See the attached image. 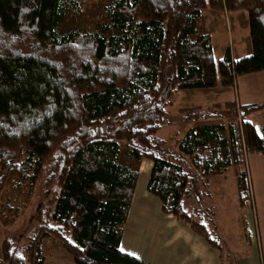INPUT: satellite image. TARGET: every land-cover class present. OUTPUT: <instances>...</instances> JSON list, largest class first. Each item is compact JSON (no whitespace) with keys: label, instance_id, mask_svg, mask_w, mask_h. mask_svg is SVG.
Segmentation results:
<instances>
[{"label":"trees","instance_id":"16d2710c","mask_svg":"<svg viewBox=\"0 0 264 264\" xmlns=\"http://www.w3.org/2000/svg\"><path fill=\"white\" fill-rule=\"evenodd\" d=\"M66 1L0 0V191L28 182L40 196L29 229L1 240L0 264H43L45 237L75 264H142L119 247L138 176L119 161L121 144L151 162L146 187L161 208L213 245L187 209L195 181L232 166L249 192L264 100L166 108L179 90L264 70V0H110L98 29L60 32ZM202 8L244 10L251 53L234 59L227 46L215 59L197 31ZM170 124L183 128L158 137Z\"/></svg>","mask_w":264,"mask_h":264},{"label":"crops","instance_id":"0c3cea01","mask_svg":"<svg viewBox=\"0 0 264 264\" xmlns=\"http://www.w3.org/2000/svg\"><path fill=\"white\" fill-rule=\"evenodd\" d=\"M223 20L228 41L215 39L214 43V34L224 32ZM197 31L209 34L215 59L223 54L227 46L230 47L234 59L251 53L247 13L244 10L224 12L202 8ZM238 32L242 34L233 35ZM238 36V43H242L243 48L236 51L233 50V38ZM216 82L213 87H206L210 93L216 87H226L219 85V75L216 76ZM226 88H230L225 94L227 100L234 99L240 105L263 101L264 70L240 75L234 86ZM197 89L203 88L179 90V97L184 91ZM194 100L198 102L192 104L201 106L205 97L195 94L192 102ZM143 160L147 161L149 166L140 167L137 171L139 176L147 177L151 162ZM246 164L249 192L243 194V197L240 196L236 174L234 188L227 192L224 191L223 184L227 178L221 183L223 187L219 186L217 177L224 176L222 173L209 174L203 182L205 185L200 180L196 183L197 187L201 185L198 189L199 199H194L200 212L195 215L204 224L206 236L215 241L213 245L204 234L196 233L171 212L164 211L160 200L150 193L145 186L147 184H144L141 190L135 188L132 192L129 210L122 226L119 244L121 251L137 257L142 264H264V157L248 154ZM228 192H232L229 200L226 198ZM210 196L214 198L213 202L209 199ZM245 198L248 203L252 202V209L251 206L247 207ZM239 205L246 206L244 221L247 232L244 231L245 227L239 229L238 222H235L238 215L234 213L233 208L230 214H227L228 208L237 209ZM229 217L234 223L232 220L228 221ZM40 249L44 257L43 264H75L72 255L57 238H43Z\"/></svg>","mask_w":264,"mask_h":264},{"label":"rangeland","instance_id":"374dc122","mask_svg":"<svg viewBox=\"0 0 264 264\" xmlns=\"http://www.w3.org/2000/svg\"><path fill=\"white\" fill-rule=\"evenodd\" d=\"M110 2V0H67L65 3V13L63 20L58 25V29L60 32H65L68 30H79V31H91L96 30L99 28L101 24H103L106 21V16L104 13V8L107 6V4ZM245 12V11H244ZM223 27L224 32L219 34H214L213 40L215 43V39L222 40L227 39V29L225 27V22L223 20ZM241 35L242 32L233 33ZM238 37H234L233 41V50H240L243 48L242 43H238ZM232 48V46H231ZM215 49H217V46H215ZM239 55V53H237ZM218 77V76H217ZM220 80V77H219ZM217 83V82H216ZM219 83V82H218ZM220 85V84H219ZM221 86V85H220ZM230 89V88H229ZM229 89L226 87H216L212 89L211 93L208 88L203 89H197V90H187L183 92V95L179 97V91L175 95L174 103L172 104V107H167L166 109L169 112H175L178 108V106H195L198 101H193L194 95L198 94L201 97L204 96L205 100L203 101L201 106L207 107L209 105H206V103H213L216 102L218 104H222L225 101H227V96L225 97V94L229 92ZM222 96V97H221ZM221 97V98H218ZM207 100V101H206ZM230 100V99H229ZM183 104V105H182ZM215 104V103H214ZM198 105V104H197ZM258 112L254 114L253 118L256 123H261L264 121L263 115L257 116ZM183 128V127H181ZM178 124H170L163 126L157 133L158 137L162 138H171L178 132V129L181 130ZM172 142V139H170ZM119 161L127 164L128 166L139 169L140 167H146L149 166L148 162L143 160H135L131 154V151L127 146L124 144H121L120 152H119ZM252 160V159H250ZM247 165V164H246ZM258 168H261V166H258ZM247 169V167H246ZM219 173L224 174V176H218L219 178V186H222V182L225 178L227 180L223 183L225 185L224 191L227 192V190H231V188H234V184L236 182L235 172H233V167L230 166V168L221 170ZM148 176H137V180L134 186L135 188L142 189L144 184H147ZM199 180L195 181V183H198ZM201 185V184H200ZM200 185L198 186V189L200 188ZM146 186V185H145ZM197 186V185H196ZM133 189V190H134ZM134 192V191H133ZM232 194V192L227 193V200H229V196ZM40 196L38 195V188L31 186L28 182H22L17 185V187L10 188V189H4L0 191V242L4 237H18L23 233V231H27L29 229V226L31 223L29 222V217L31 211L34 209L35 205L38 203ZM209 199L213 202L214 198L212 196L209 197ZM245 203L247 204V207L251 206L252 209V202L250 201L248 203V199L245 198ZM188 212L190 213V216L197 220V217L195 215V211L198 210L200 212L199 206L197 203L194 202V194L192 193L190 201L188 202ZM194 208V209H193ZM233 208L234 213L238 215V218L235 220V222H238L239 229L242 227H245V230L247 232V227L245 226V210L246 206H240L236 209L234 207H230L227 209V214H230L231 209ZM231 218H228V221L231 222ZM249 220L252 221V218L249 216ZM232 223H234V220H232ZM55 238V237H53Z\"/></svg>","mask_w":264,"mask_h":264}]
</instances>
